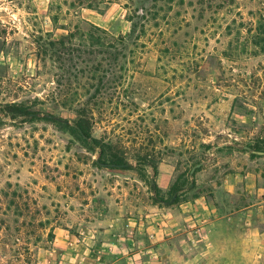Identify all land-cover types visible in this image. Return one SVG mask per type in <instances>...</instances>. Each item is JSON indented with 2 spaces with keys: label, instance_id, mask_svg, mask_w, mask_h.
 Returning <instances> with one entry per match:
<instances>
[{
  "label": "rangeland",
  "instance_id": "374dc122",
  "mask_svg": "<svg viewBox=\"0 0 264 264\" xmlns=\"http://www.w3.org/2000/svg\"><path fill=\"white\" fill-rule=\"evenodd\" d=\"M230 1L0 0V264L60 263L121 170L187 187L212 143L264 151V0Z\"/></svg>",
  "mask_w": 264,
  "mask_h": 264
},
{
  "label": "crops",
  "instance_id": "0c3cea01",
  "mask_svg": "<svg viewBox=\"0 0 264 264\" xmlns=\"http://www.w3.org/2000/svg\"><path fill=\"white\" fill-rule=\"evenodd\" d=\"M196 168L176 203L121 170L99 214L55 228L63 260L49 264H264V151L212 143ZM175 180L163 159L153 182L165 198Z\"/></svg>",
  "mask_w": 264,
  "mask_h": 264
},
{
  "label": "trees",
  "instance_id": "16d2710c",
  "mask_svg": "<svg viewBox=\"0 0 264 264\" xmlns=\"http://www.w3.org/2000/svg\"><path fill=\"white\" fill-rule=\"evenodd\" d=\"M112 0H53V2H51L50 8L51 10L56 9V11H62L63 8L66 6L68 11L70 10H77L78 8H92V9H101L103 7V5H107L108 3H110ZM232 2L234 0H231ZM230 1V3H232ZM59 13L56 14L55 19H58ZM139 17V16H138ZM143 17V15H142ZM50 45H53V42L49 43ZM57 60H59L58 58H56ZM23 113H30L27 110H19ZM78 129L79 131H84V125L82 123V121H79L78 124ZM89 136V133L86 131L85 132V137ZM122 165L121 167L126 168L127 165L126 164H120ZM180 178H178L177 180H175V182L172 184L171 188L169 189L168 192V196L165 198V196L161 195V190L157 187L155 182H152L153 185V189L156 191V195L155 198L157 200L160 201H167L170 202L172 201L173 203H176L180 200L183 199V192L186 188H188L191 184L186 187L185 182H180Z\"/></svg>",
  "mask_w": 264,
  "mask_h": 264
}]
</instances>
